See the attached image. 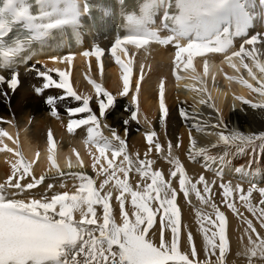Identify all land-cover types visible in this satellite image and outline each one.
Returning a JSON list of instances; mask_svg holds the SVG:
<instances>
[{"label": "snow or ice", "instance_id": "snow-or-ice-1", "mask_svg": "<svg viewBox=\"0 0 264 264\" xmlns=\"http://www.w3.org/2000/svg\"><path fill=\"white\" fill-rule=\"evenodd\" d=\"M121 6L123 0H119ZM260 6V16L264 20V0H256ZM38 14L31 11L32 5L28 0H0V71L11 73L10 79L0 75V85L7 84L11 90L18 86V73L13 71L19 62H25L22 58L26 45L35 40H40L50 35L52 30L64 26H77L81 15H92V8L85 0L83 9L78 0H34ZM100 11L99 19L106 22L113 15L110 7L97 6ZM163 7L164 15L159 28L150 27L154 23L153 16ZM251 9V11H250ZM255 3L253 0H144L140 5L139 15L121 11L123 23L121 27L126 35L121 39L117 37L111 46V56L121 70L123 90L121 96L129 94L132 80V59L123 63L117 56V52L131 57L124 45L134 46L136 49L155 43L159 45H173L176 49L175 60L183 63L182 54H187V65L191 66L194 56L206 57L209 53L223 54L225 59L231 61L233 57L240 58L241 64L248 71V75L256 81L259 87L241 80L240 83L253 93L264 97V65L258 62L254 55L258 50L255 45H264V36L257 33L248 36V31L254 26ZM22 24L31 35L25 41H17L9 45L5 41L12 27ZM166 32V35H161ZM235 38H242L239 50L231 52ZM180 41H185L181 44ZM245 45L253 46L247 50ZM82 55L95 56L97 62L104 56V50L94 47L85 51ZM250 58L255 68L261 74V78L254 75L251 68L244 62V58ZM56 60V57L52 58ZM61 62L72 63L71 55L60 58ZM207 63V61H205ZM235 67V65H231ZM51 70H49L50 72ZM49 72L40 71L42 87L36 88L39 95L46 89H60L62 94L58 97L49 96L46 103L51 106L52 115L55 116L56 103L66 98L80 102L74 108H68V131L71 133L75 127L87 125L88 137L85 141L96 148L98 156H95L93 170L97 171L96 164L101 158L106 162L97 171V175L103 177L99 184L85 173H68L74 176L78 183L73 185L72 191L56 192L51 196H42L37 199L31 195H25L28 190L43 184L46 176L39 178L32 176L30 182L22 184L21 181L31 174V165L18 159L12 166V175L5 183H0V264H213L211 257H219L215 264H225V253L229 248L227 236V217L212 200L215 181L209 182L203 175L196 182L190 180L184 167L178 159L171 158L169 151L168 162L172 164L167 178L162 171L153 170L152 161L138 157L134 161L125 151V141L119 137L114 129H109L111 139L105 137L101 131V119L106 117L107 111L114 105V97L100 84L91 80L89 83L95 89V99L98 104V115L90 107L89 96L76 93L70 86L69 73L58 72L59 82L49 75ZM143 73V65H141ZM143 75L134 82L135 92L141 89ZM242 103L249 104L253 109L264 110V100L252 103L241 97H237ZM133 104L137 102V96L132 95ZM203 102V101H201ZM160 119L164 121L167 110L164 102V83L160 82ZM77 114H86L81 119H71ZM182 117L187 116L184 111ZM130 119L136 120L137 113L130 111ZM125 125L128 119L123 121ZM104 127H108L104 125ZM216 127V126H214ZM127 131V129H125ZM156 134L149 133L145 139L149 144V152L152 151L153 138ZM8 136L0 131V137ZM8 139H12L8 137ZM113 141L117 143L114 144ZM264 149V132L249 135L238 131L230 135L218 134V143L212 144L215 148L221 144L225 148L224 156L219 157L223 164L228 155L229 148H235L237 153H242L251 148L253 152L257 146ZM18 143V141H13ZM48 162L55 174L51 179L65 176L61 172L52 153L55 146L51 133L48 135ZM179 147V145H176ZM157 153L162 152L159 142L154 144ZM169 150L172 145L169 143ZM0 151L12 152L10 148H0ZM110 153V159L107 154ZM19 156V153H16ZM123 157L117 164V158ZM202 157L207 171H213L211 165L217 163V157L209 154V148H197L196 141L190 137L189 159L195 161ZM79 159V157H78ZM81 166H83L81 162ZM69 167L71 165L69 164ZM135 171L139 182L133 187L129 183L130 173ZM242 170L237 169V172ZM121 174V175H118ZM221 179L219 188L222 204L233 214L243 216L236 207V199L264 228V188L251 183L245 192L237 184L224 183L223 172L217 169L214 173ZM242 175H254L242 173ZM15 177V179H13ZM174 178L178 179V187L174 184ZM150 181V182H149ZM202 185V189L198 187ZM55 185L48 183L47 191H51ZM61 188L66 187L62 182ZM15 189V191H10ZM113 189L116 191L115 205ZM254 192L259 194L258 204L251 202ZM182 194L186 201H190L192 195L202 205L210 206L212 214L204 215L197 211V223L199 224L205 260H199V250L195 245V238L189 232L187 234L188 252L181 251V210L178 207V195ZM23 197V198H16ZM130 206L131 211L127 210ZM118 207L119 222L116 218ZM78 214V218H77ZM159 223V244L148 238L150 230ZM247 225L245 234L248 237V246L245 256L248 264H255L257 260L264 264V237L253 226L252 221L244 219ZM171 232V239H166L165 233ZM211 232V235H209ZM255 236V239H253Z\"/></svg>", "mask_w": 264, "mask_h": 264}, {"label": "bare ground", "instance_id": "bare-ground-1", "mask_svg": "<svg viewBox=\"0 0 264 264\" xmlns=\"http://www.w3.org/2000/svg\"><path fill=\"white\" fill-rule=\"evenodd\" d=\"M105 29V28H101ZM261 34V31H258ZM253 46L245 45L247 50ZM258 50L254 53L258 57V62L264 65V45H255ZM238 48L229 50V55ZM46 57V56H45ZM44 57V58H45ZM137 64L132 67V80L127 100H118L119 93L123 90L121 80V70L119 65L112 66L110 60H90V67H86L85 61L75 59L70 68L67 62L63 67L69 71L72 77L73 88L76 93L82 96H89L90 107L98 115V104L95 99V89L89 83V80L100 84L114 97V105L107 111L106 117L101 119V133L111 139L109 129H114L121 139L125 141V151L134 161L137 157L144 160L145 153H148L147 159L152 161L150 167L153 170L162 171L165 178L168 177L172 164L168 162L169 151L172 159H178L184 167L187 177L196 182L199 176L203 175L209 182L215 181L213 187L212 200L227 217V236L229 248L225 253V264H248L245 256V249L248 246V237L245 234L247 225L244 219L252 221L253 226L264 237V228L252 213L248 212L237 198L235 203L243 216L233 214L222 204L220 196L221 189L219 184L221 179L214 175L217 169L223 172L222 180L224 183H231L233 187L239 184L246 192L250 182L264 188V149L257 146L255 151L251 148L242 153H237L235 148L228 149L223 164L219 157L224 156L225 148L221 144L212 148V144L218 143V134L230 135L234 131L249 135L253 133L264 132V110L253 109L249 104H244L237 97H241L252 103H258L264 100L258 93L251 92L244 87L240 81H246L253 87H259L255 80L249 75L247 69L245 74L240 71V61L238 57H233L231 61L225 59L224 55L220 60L214 57L213 64L207 63L203 66V78L201 82L198 78L190 79L185 84L183 80H174L170 76V71L174 62H170L167 56V50L159 48H146L142 54L133 53ZM123 60L126 62L125 58ZM143 65V73H141ZM231 65H235L232 67ZM249 68L252 69L257 78L261 74L250 62ZM201 71V68H199ZM143 75L141 89L137 93L134 89V82ZM164 83V102L167 110V116L161 122L160 116V82ZM43 81L37 77H22L20 84L15 90H11L7 85L0 86V131L6 132L8 136L0 137V148H10L13 151H0V183H5L8 177L12 175V166L18 159L31 165V174L21 181L26 184L31 181L32 176L39 178L45 175L43 184L28 190L25 195H31L39 199L42 196H51L56 192L72 191L73 185L78 183L74 176L68 173H85L96 181L98 185L103 177L97 175V171L106 162L101 161L96 164L97 171L93 170L94 157L98 156L96 148L86 143L88 133L87 125L75 127L70 133L68 123L70 117L67 109L74 108L80 102L66 98L56 103L55 116L52 115L51 106L46 103L49 96L58 97L63 91L59 89H46L41 94L35 92L36 88L42 87ZM187 85V86H186ZM137 96L136 104L132 103L131 96ZM203 101V102H201ZM169 106V107H168ZM130 111L137 113V119H130ZM184 111L187 116L182 117L180 112ZM86 114H77L71 119L84 118ZM129 120L125 125L123 121ZM107 125L108 127H104ZM14 126L17 129L15 130ZM216 126V127H214ZM127 129V131H125ZM155 133L153 138L152 151L149 152V144L145 135ZM51 133L54 142V152L52 153L59 169L66 175L57 179H51L55 174L48 162V135ZM11 137L12 139H8ZM190 137L196 141L197 148H209V154L216 156L217 163L212 164L213 171L205 169L202 157H197L195 161L189 159ZM18 141V143H13ZM62 143V149L70 144L73 147L67 151L56 148L57 143ZM159 142L162 146V152L155 151L154 144ZM116 144V141H113ZM169 143L172 148L169 150ZM176 145H179L177 147ZM19 153V156L16 153ZM65 154H67L65 156ZM110 157V153L107 154ZM79 157V159H78ZM123 157H118L116 163L119 164ZM81 162L83 166H81ZM69 164L71 167H69ZM237 169L242 170L237 172ZM253 173L254 175H242V173ZM121 175V174H118ZM122 178V175H121ZM15 179V177L13 178ZM64 183L66 187L61 188ZM139 182V177L133 171L130 173L129 183L135 187ZM150 182V181H149ZM48 183H53L55 187L51 191L46 190ZM174 184L178 187V179L174 178ZM202 189V185H198ZM15 191V189H10ZM116 191L113 189L112 203L115 205ZM23 198V197H16ZM258 192H254L251 202L255 205L259 202ZM178 207L181 210V232L182 244L181 251L188 252L187 234L191 232L195 238V245L199 250V260H205L203 250V240L200 226L197 223V211L204 215L212 214L213 209L210 206L202 205L194 195L190 201H186L182 194L178 195ZM130 212L131 208L128 206ZM78 218V214H77ZM116 218L119 222L118 207L116 209ZM211 235V232H209ZM166 239H171L170 230L165 233ZM154 243L159 244V223L150 230L148 236ZM255 239V236H253ZM219 257L218 250L216 255L211 257L213 264ZM255 264H260L257 260Z\"/></svg>", "mask_w": 264, "mask_h": 264}, {"label": "rangeland", "instance_id": "rangeland-1", "mask_svg": "<svg viewBox=\"0 0 264 264\" xmlns=\"http://www.w3.org/2000/svg\"><path fill=\"white\" fill-rule=\"evenodd\" d=\"M123 99H124V100H127L126 96H121V95H119L118 100L124 101ZM168 107H169V106H168Z\"/></svg>", "mask_w": 264, "mask_h": 264}]
</instances>
